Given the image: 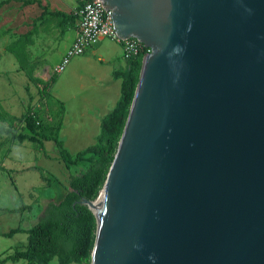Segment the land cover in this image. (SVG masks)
I'll return each instance as SVG.
<instances>
[{"label": "water", "instance_id": "95a60500", "mask_svg": "<svg viewBox=\"0 0 264 264\" xmlns=\"http://www.w3.org/2000/svg\"><path fill=\"white\" fill-rule=\"evenodd\" d=\"M152 52L91 264H264V0H99Z\"/></svg>", "mask_w": 264, "mask_h": 264}, {"label": "rangeland", "instance_id": "374dc122", "mask_svg": "<svg viewBox=\"0 0 264 264\" xmlns=\"http://www.w3.org/2000/svg\"><path fill=\"white\" fill-rule=\"evenodd\" d=\"M38 1L28 5L25 0H0V125L29 133L24 118L32 112L44 125L61 126L59 138L75 156L97 141L100 127L96 120L106 113L101 100L108 92L111 103L118 99L119 86L114 85L111 69L119 60L109 59L119 55L121 49L111 43L97 45L92 52L100 50L103 62L101 54L75 57L62 73H57L56 67L75 37V26L62 34L57 17L49 14L54 12L51 5L55 0ZM75 2L67 0L68 4ZM42 6L48 7L47 13ZM54 74L58 75L57 84L41 97L32 77L49 81ZM87 167L80 164L68 168L53 141L45 142V149H41L38 144L19 143L12 136L0 135L1 258L28 245L26 233L13 237L4 234L37 223L50 202L62 201L70 179ZM22 206L21 211L13 212ZM50 264H60L59 259L54 258Z\"/></svg>", "mask_w": 264, "mask_h": 264}, {"label": "trees", "instance_id": "16d2710c", "mask_svg": "<svg viewBox=\"0 0 264 264\" xmlns=\"http://www.w3.org/2000/svg\"><path fill=\"white\" fill-rule=\"evenodd\" d=\"M35 2V0H25V4L28 5ZM47 11L44 8V13ZM49 14L58 18L62 34L73 27L78 20L76 13L49 12ZM143 60L144 54L139 53L127 61L123 70L114 72V78L122 80L121 95L117 105L103 118L96 143L75 156L66 150L64 142L59 138L61 126L44 125L40 117L32 112L24 118L29 133H18L12 126L0 125V135L12 136L19 143L28 141L45 149V142H55L59 148L60 159L68 168L88 164L86 170L70 179L69 189L62 201L50 202L37 223L28 229L18 227L4 234L6 237H13L19 233H26L28 245L25 250H16L13 255L0 257V264L16 263L21 260L26 261L27 264H50L56 257L60 264H91L97 221L88 206L81 202L83 200L94 202L104 187L130 114L140 81ZM57 78V74H54L49 81L32 77L41 97L48 95ZM23 207L13 212H19Z\"/></svg>", "mask_w": 264, "mask_h": 264}, {"label": "built area", "instance_id": "2783aa9c", "mask_svg": "<svg viewBox=\"0 0 264 264\" xmlns=\"http://www.w3.org/2000/svg\"><path fill=\"white\" fill-rule=\"evenodd\" d=\"M76 14L77 36L61 63L56 67L57 73H62L71 59L84 55L103 40L121 44L123 58L126 61L139 53H143L145 58L146 54L152 52L147 45L136 38H121L115 28L112 9L105 10L99 0H81Z\"/></svg>", "mask_w": 264, "mask_h": 264}, {"label": "crops", "instance_id": "0c3cea01", "mask_svg": "<svg viewBox=\"0 0 264 264\" xmlns=\"http://www.w3.org/2000/svg\"><path fill=\"white\" fill-rule=\"evenodd\" d=\"M36 2L35 3H33V4H29V5H35V4H37L39 1L38 0H35ZM76 2H75V4H68L67 3V0H55L54 2H52V5H51V7L54 9L53 11L54 12H63V13H66V14H74L75 12V10L76 9H78L79 8V6L81 5V0H75ZM42 8H43V11H44V8H48L47 6H42ZM77 11V10H76ZM50 12H52V11H50ZM56 17V16H55ZM58 19V18H57ZM78 21V20H77ZM76 21V24L74 25L75 26V37H74V39L72 40V42H71V44H70V46H69V48L71 47V45L73 44V42H74V40H75V38H76V36H77V22ZM59 25V24H58ZM60 27V26H59ZM61 28V27H60ZM70 28H73V27H70ZM71 30H73V29H71ZM66 34H67V32H66ZM65 34V35H66ZM104 43H111V44H116L117 46H119L120 47V49H121V53L119 54V55H117L116 57H112L111 59H109V61L111 62V61H116V60H119V61H117V62H115L114 63V67L111 69V73H112V77H113V79L116 81V83L114 84V85H116L117 86V88H118V86H119V92H120V94L118 93V99L117 100H115V102L114 103H111V93L110 92H108L107 93V96H106V98H104V99H102L101 100V103L103 102V107H104V109L106 110V113H104L103 115H101V116H99V118L96 120L97 121V123L99 124V127L101 128V122H102V120H103V118L106 116V115H108L109 113H111L113 110H114V108L116 107V105H117V102H118V100H119V98H120V95H121V84H122V80H117V79H115L114 78V76H113V74H114V72L115 71H117V70H123L125 67H126V65H127V61L123 58V47H122V45L121 44H119V43H116V42H114V41H111V40H103V41H101V42H99L97 45H100V44H104ZM96 45V46H97ZM96 46H94L93 48H91L90 50H88L84 55H82V56H86V55H90V54H93V55H97V54H101L100 53V50H95L94 52H92V50L96 47ZM68 48V49H69ZM68 51V50H67ZM90 52H92V53H90ZM67 53V52H66ZM66 53L64 54V56L66 55ZM64 56H63V58H64ZM62 58V59H63ZM100 60L103 62V60H105L103 57H102V54L100 55ZM121 59H123V61H120ZM61 63V62H60ZM60 77V76H59ZM58 80L59 79H57V82H58ZM57 82L55 83V84H57ZM98 115V114H97Z\"/></svg>", "mask_w": 264, "mask_h": 264}, {"label": "bare ground", "instance_id": "6f19581e", "mask_svg": "<svg viewBox=\"0 0 264 264\" xmlns=\"http://www.w3.org/2000/svg\"><path fill=\"white\" fill-rule=\"evenodd\" d=\"M95 202H97V201H95Z\"/></svg>", "mask_w": 264, "mask_h": 264}]
</instances>
